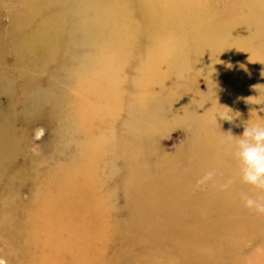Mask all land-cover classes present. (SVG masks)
Wrapping results in <instances>:
<instances>
[{
	"label": "rangeland",
	"instance_id": "obj_1",
	"mask_svg": "<svg viewBox=\"0 0 264 264\" xmlns=\"http://www.w3.org/2000/svg\"><path fill=\"white\" fill-rule=\"evenodd\" d=\"M205 3L212 13V20L199 34L189 31L190 25L197 21L187 18L188 12L185 10L182 19L172 17L159 25L153 23L150 15L139 6L129 5L137 36L133 50L130 49L132 44L128 48L126 37L117 38L120 41L118 43L112 40L107 48L101 49V53L89 47L71 46L67 39H61L60 46L68 43V59L65 60L60 51L52 55L45 68L33 74L19 65L20 56H16L12 39H8L14 22L11 10L4 4L0 5V65L8 74L5 73V77L7 75L9 78L8 86L0 88V110L11 114L10 124L14 125L21 150L13 163H6L5 175H0V264H48L44 263L45 259L52 264H167L165 260L170 258H176L174 264H264V215L250 212L240 198L241 193H254L249 186L234 180L233 174L239 175L237 161L230 163L221 157L225 162L215 165L216 156H213L232 151L235 141L230 133L239 136L245 123H264V101L260 98L249 100L248 82L243 80L244 76L250 80L264 79V36L252 39L256 42L254 45L245 43L242 48L233 40L242 41L247 37L245 31L259 28L255 18L264 15L261 7L264 1L206 0ZM30 10L24 13V16H30L28 20L25 23L18 22L15 26L18 29L26 28V33L36 39L40 32L48 31L47 23L43 20L48 19L50 13ZM246 21L252 23L247 24ZM223 25L227 27L220 28L219 32V27ZM109 30L105 27L104 33ZM200 34L204 38L198 39ZM99 42L105 43L103 38ZM173 43L182 48L179 51L183 58L179 59L185 64L180 68L179 60L175 64L168 60L163 64L161 75L155 83L160 81L164 93L173 94L178 104L185 106L187 102L190 103L192 111L185 115L189 119H181L160 109L155 119L146 122L135 104L150 100L142 96L145 92L154 93L157 88L153 82L149 84V75L145 76L144 72L151 53L149 51L158 44H166L170 49ZM121 48L126 51L125 55L129 49L132 54L120 58L118 82L115 83V90L109 92L111 97L108 98L113 107L106 106V94L103 97L101 95V98L92 95L83 104L80 101L82 106L76 108L68 106V103L78 100L76 81L73 74L60 72V67L67 64L73 66L72 60L81 57L86 67L97 70L98 60ZM200 49L209 56L204 68L197 64L196 52ZM179 51H176L177 55ZM226 68L228 70L225 72ZM26 72L33 75L34 81L30 82ZM234 73H239V80L233 78ZM151 78L157 77L153 75ZM51 80L54 86L50 84ZM34 91L43 94L50 91L49 96L52 95L51 104L48 102L42 106L35 115L32 110H36L37 103H24L25 98ZM52 101L55 104L58 102L59 114H52ZM81 107H84L85 114L90 113L86 119L82 117V110L80 113ZM69 118L73 121L67 123ZM133 119L148 123L151 130L157 129L156 132H137L131 125ZM158 119L163 122L157 123ZM77 128L83 132H78ZM89 139H100L106 143L107 149L114 150L113 155L109 153L111 150L99 153L97 159L101 163L95 166L100 189L112 192L113 196L108 203L110 210L105 216L95 220L92 213L87 211L91 205H83L74 209L72 219L65 195V184L69 179L65 177V168L79 165L77 161ZM195 141L198 145L202 143L212 148L214 159L210 157L209 164L193 176L185 169H177L178 174L173 171L180 178L179 190L184 194L178 197V207L185 214L184 221H173L176 226L181 224L187 229V234L181 237L184 243L182 247L176 249L172 245V249H176L175 254H166L163 248L169 244L165 238L160 236L156 241L158 243L149 245L140 242L138 235L134 234L131 223L134 219L138 221L134 215L140 211L139 196L133 193L134 197H130L133 200L129 202L125 186L131 180L134 181L133 175L139 176L143 185H146L149 182L147 175L154 176L156 169L165 171L167 167L162 164L181 155L182 150L191 153ZM71 161L76 163L72 164ZM207 170L215 171L214 181L197 187V180ZM168 175L172 176V172ZM229 180L232 181L231 185L222 187ZM46 184L49 185V197L52 199L48 216V248L43 234L36 237L32 231L43 220L34 204L35 201L41 203L40 198L36 199V194ZM189 192L192 196L188 197ZM219 193L224 194V197L218 196ZM155 195L158 196V192L155 191ZM219 197L224 200V208L228 198L234 199L242 212L224 218L219 209ZM157 216L151 223L159 226L165 215ZM140 223L144 228L147 226L145 219ZM133 239L136 241L132 242ZM192 247L197 257H202L201 262H191L195 261V252L189 249Z\"/></svg>",
	"mask_w": 264,
	"mask_h": 264
},
{
	"label": "bare ground",
	"instance_id": "obj_2",
	"mask_svg": "<svg viewBox=\"0 0 264 264\" xmlns=\"http://www.w3.org/2000/svg\"><path fill=\"white\" fill-rule=\"evenodd\" d=\"M205 1L206 0H0V5L4 4L11 10L10 15L12 16V21L14 22H12L13 30H10L8 39H12L13 49L16 56H20L19 65H22V69L26 68L33 74L34 72L45 68L47 66V62L53 54L62 51V55L65 57L64 59H68V43L71 44V46L76 45L80 48L89 47V49H96L99 53H101V49L107 48L109 46L108 44L111 43L112 40L114 41L115 39L117 40L115 42L118 43L120 42L118 40L120 39V37L121 39L122 37H126V41H128V48H130V44H132L130 49L133 50V42L135 41L137 36L134 30V16L128 9L129 5L139 6L144 12L150 15L153 23L159 25L164 23V21L166 22L168 19H171L172 17H181L182 19L184 16L182 12L185 10L188 12L187 18H190L193 21H197L196 24L195 22H193V24L190 25L191 27L189 28L191 29L189 31L197 32L199 34L203 27L205 25L207 26L209 21L212 20V13L208 11L209 9ZM261 7L264 9V6ZM29 8L31 9V12L34 11L35 13H50L48 19L46 18L47 20H43L45 21V23H47L48 31H42L44 32V34L40 32L39 38H37V36L36 39H32V37L26 33V28L24 29L20 27V29H18V26H15V24L18 22L22 21L23 23H25L28 20L29 15L25 14L24 16V13H27V10ZM28 13L30 14V12ZM234 21L236 20L234 19ZM245 23L248 24L252 22L246 21ZM255 23L259 24V28L257 30L251 29V31H245L246 33L244 32V35H247V37H245L246 39L242 41L240 39H233L238 45L240 44L239 46H241V48L245 45V43L254 45L256 42L252 39H256L261 35L264 36V15L255 18ZM240 25H244V23H241ZM105 27H107L108 29L110 28L108 33H104ZM223 27L226 28L227 25L220 26L218 31L221 32V29ZM102 38L104 39L105 43L99 42V39ZM202 38H204V35L200 34L198 39ZM61 39H67L68 43L60 46ZM74 39L81 40L77 41ZM193 39L195 38L193 37ZM176 43H173L170 49L166 47V44H162L161 46L158 44L156 45L155 49L149 51V53H151L149 54L150 57L147 61L148 64L146 63V66L144 67V72L145 76L149 75V77L147 78L149 84L153 82L155 85H157V88L156 91L152 94L143 92L144 95L142 97L146 98V100L149 98L150 100L146 102L142 100L140 101V104H135L138 107L137 110L142 112L141 116L143 115L146 122L155 119L156 117L154 116L160 113V109L167 110L170 116L176 115L181 117V119H189L188 115L187 117H185V115L187 112L192 111V105H190V103L188 102L185 104V106H182V104L180 105V103L178 104L177 98L173 94H169L167 92V94L164 93L165 91L163 88H161L159 80L158 84L155 83L161 75V68L163 64H165L168 60L172 61L173 64H175V62L179 60L178 62L180 68L184 66L185 62L180 60L181 58H183L182 53L179 51L182 50V48H178V45H176ZM130 49L129 52H127V55H125L126 51L124 52V48H121L114 50V53H112L111 55L98 60L97 70L86 67L82 62L83 59L81 57H76L73 60L71 58L69 59V62H71L72 60V63H74L73 66H69V64H67L64 65V67H60V72H65L66 74L71 75L73 74V78L76 81L78 100H75L74 103H68V106L73 105V107L76 108L77 106H82L83 102H85L86 99H88L92 95H95V98H101V95L103 97V94H106V98L104 101L106 102V106L108 105L109 107H111V99L110 102L108 101V98L111 97V94L109 92L112 93L113 90H115V83L118 82V68H120V64L122 61L120 58H124L126 56L128 57L129 55H131L132 52ZM251 49H253L252 46ZM176 51H179L178 55ZM207 55L208 54H206V52H202L201 49L196 52V56L198 59L197 64L199 67L204 68L203 66H205L206 62L209 60V56L207 57ZM227 70L228 69L226 68L225 72ZM5 73L7 74L2 65H0V88H2L3 86H8L7 80L9 78L7 77L8 74L5 77ZM32 74L30 72L25 73V75H29L30 82L34 81V77ZM153 75L157 78H151ZM92 76L94 79H92ZM239 77V73H234V79L239 80ZM243 80H246V82H248L247 89H249V100L253 101L256 98H260L264 101V79L256 78L250 80V78L246 79V77L244 76ZM50 84L54 86V81L51 80ZM226 88L224 89L227 90ZM50 89V91L53 90L52 86ZM96 89H98V92H96ZM50 91H48V94L46 93L47 96L46 94L40 92L36 93V91H34L32 95H29L25 98V104L27 103L28 105H31L33 102H35L38 105L36 110H32L34 114L30 111L31 114H38L42 109L41 107H44L48 102L51 104L50 98H52V95H50L51 97L49 96V94L51 93ZM80 101H82V104ZM148 106L152 109H148ZM83 108L84 107L80 108V113L82 110V117L86 119L90 116V113L85 114V109ZM51 110L52 114L60 113L58 102H56V104L54 102L52 103ZM28 111L29 110L27 109V112ZM112 111H114V109ZM10 115L11 114H5L0 110V119H2L0 124L1 176L5 175L7 171L6 163H13L21 151L19 143L17 142V134L16 130L14 129V125L10 124ZM66 121H68L67 123H69L73 120L69 118ZM146 122L135 121L133 119L131 125L133 126V129L136 128L138 130L137 132L144 131L149 134L148 132H151L153 129L151 130L148 126V123ZM162 122L163 120H157V123L159 124ZM77 130L78 132L82 131L78 128ZM156 130L157 129L153 131L156 132ZM88 135L89 134L86 135L87 139L89 138ZM101 136L103 135L101 134ZM105 144L106 143L100 139L92 141H90L89 139L87 144H85L84 146L81 158L79 159V161H77L79 165L65 168V177L69 178L67 180V183L65 184L67 189L65 195L67 197L69 215L72 219L75 215L74 209L78 206L82 207L83 205H91L90 210L88 209L87 211L89 214L92 213L91 215L95 220L99 217L105 216L110 210L108 203L109 200H111L113 194L112 192H104L100 189V181L95 167L96 165H98V163H101L97 159V155L99 153L105 152L107 150H111L109 153L112 155L114 153V150H112L111 148L107 149ZM211 149L212 148H207V146H204L202 143L198 145L197 141H195L193 142L191 153H186V151L184 152L182 150L181 155H178V157L172 160L168 159L164 164H162L163 166L165 165V167H167L165 171L161 172V170L157 171L156 169V171L154 172V176L147 175L149 182L146 185H143V183L139 179V176L137 175H133L132 178L134 181L131 180L130 182L126 183L127 185L125 186V194L129 202H132L133 200L132 198H130L133 196V193L139 196L138 208H140V211L138 210L137 214L134 215L136 220L138 221H134V219L131 225L134 234L138 235V240H140V242H146L147 244L152 245L158 243L156 241H158L157 239L161 236V238H165V240H167L169 244V246L165 245V247L163 248L165 249L164 253L166 254L174 253L176 249L183 246L184 243L181 241V237L187 234V229L182 227L181 224L176 226L174 224L175 222L173 221L177 219L176 222L179 223L178 220H185L183 209H179L178 207V197L182 196L184 193L182 194V192L179 190L180 178L179 176H177L179 172L177 171V169H185V171L189 175L193 176L194 174L198 173L200 169H203L206 164H209L208 162L210 160V157H212L213 155ZM225 152L226 153L223 155L220 153H216L213 155L216 156V159L214 160L215 165L223 164L225 162L223 158L226 159V162H236V160L233 158L232 151L228 150ZM213 159L214 158L212 157L211 160ZM132 162L133 161H131L130 166L133 165ZM71 163L75 164L76 162L71 161ZM113 166L114 164L112 163V167ZM173 171H177V174L175 175V172ZM169 172H172V176L168 175ZM48 173L46 172V177H48ZM50 174L51 173H49V176ZM233 176L235 178L234 180L237 183H240L239 175L233 174ZM155 191L158 192V196L155 195ZM188 194V197L192 196L191 192H189ZM218 196L224 197V194L219 193ZM37 197L38 199H41V203L38 204L37 201H35V209L38 215L40 214V216L43 217V220L41 222V225H35L32 228V231L34 232L33 234H35L36 237L40 234H43L45 238V246H47L46 248H48V246L50 245V226L48 216L50 208L52 207V199H50L49 197V185H47L46 187L44 186V189L36 194V199ZM220 197L219 200L221 201L219 209H221V213L224 218L231 217L242 212L240 211L241 207L237 206L234 199L230 198L226 200V207L224 208V200ZM159 214L165 216L159 226L153 225L151 221H153L154 217H158L157 215ZM144 219L147 222V226H145V228L140 223ZM170 226H172L173 229H171ZM134 241L136 240L133 239L132 242ZM172 245L176 249H172ZM189 249H192V251L195 252V256H193V259H195V261L191 260V262H201L202 257L200 255H198L199 257H197L194 247ZM201 255L204 254L201 253ZM46 262H48V264H52V262L48 261L47 259H45L44 263ZM165 262H167V264H174L176 262V258H170L168 260H165Z\"/></svg>",
	"mask_w": 264,
	"mask_h": 264
},
{
	"label": "clouds",
	"instance_id": "obj_3",
	"mask_svg": "<svg viewBox=\"0 0 264 264\" xmlns=\"http://www.w3.org/2000/svg\"><path fill=\"white\" fill-rule=\"evenodd\" d=\"M230 137L235 141L232 155L239 165L240 182L254 193H241V201L250 212L264 215V123L247 122L239 136L230 133ZM214 177V170L205 171L197 180V187L213 182ZM231 183L229 180L222 187L227 188Z\"/></svg>",
	"mask_w": 264,
	"mask_h": 264
}]
</instances>
